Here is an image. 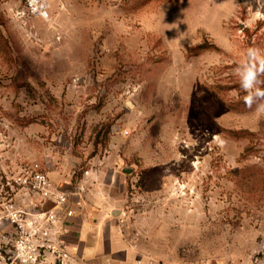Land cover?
<instances>
[{"label": "rangeland", "instance_id": "rangeland-1", "mask_svg": "<svg viewBox=\"0 0 264 264\" xmlns=\"http://www.w3.org/2000/svg\"><path fill=\"white\" fill-rule=\"evenodd\" d=\"M250 47L264 0H0V155L64 189L92 169L85 204L119 208L157 263L264 264Z\"/></svg>", "mask_w": 264, "mask_h": 264}, {"label": "built area", "instance_id": "built-area-1", "mask_svg": "<svg viewBox=\"0 0 264 264\" xmlns=\"http://www.w3.org/2000/svg\"><path fill=\"white\" fill-rule=\"evenodd\" d=\"M47 165L22 155H0V264H83L67 236L85 205L92 169L64 189Z\"/></svg>", "mask_w": 264, "mask_h": 264}, {"label": "crops", "instance_id": "crops-1", "mask_svg": "<svg viewBox=\"0 0 264 264\" xmlns=\"http://www.w3.org/2000/svg\"><path fill=\"white\" fill-rule=\"evenodd\" d=\"M122 218L119 208L85 204L72 219L69 248L83 264H165L156 262L155 255L140 242V233Z\"/></svg>", "mask_w": 264, "mask_h": 264}, {"label": "clouds", "instance_id": "clouds-1", "mask_svg": "<svg viewBox=\"0 0 264 264\" xmlns=\"http://www.w3.org/2000/svg\"><path fill=\"white\" fill-rule=\"evenodd\" d=\"M240 78V88L246 93L243 97L245 106L252 109L255 106L257 114L264 115V89L257 87L264 76V55L259 48L250 47L245 58L235 69Z\"/></svg>", "mask_w": 264, "mask_h": 264}, {"label": "water", "instance_id": "water-1", "mask_svg": "<svg viewBox=\"0 0 264 264\" xmlns=\"http://www.w3.org/2000/svg\"><path fill=\"white\" fill-rule=\"evenodd\" d=\"M117 212V210H115V213Z\"/></svg>", "mask_w": 264, "mask_h": 264}]
</instances>
